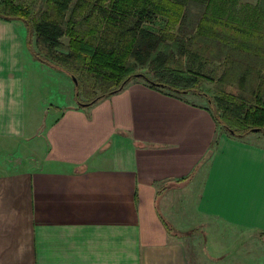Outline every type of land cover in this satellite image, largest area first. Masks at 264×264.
<instances>
[{"label": "crops", "instance_id": "crops-1", "mask_svg": "<svg viewBox=\"0 0 264 264\" xmlns=\"http://www.w3.org/2000/svg\"><path fill=\"white\" fill-rule=\"evenodd\" d=\"M26 33L0 18V264H196L204 219L264 239V142L136 79L79 105Z\"/></svg>", "mask_w": 264, "mask_h": 264}, {"label": "trees", "instance_id": "trees-1", "mask_svg": "<svg viewBox=\"0 0 264 264\" xmlns=\"http://www.w3.org/2000/svg\"><path fill=\"white\" fill-rule=\"evenodd\" d=\"M46 2L33 20L27 7L0 0V18L25 23L27 49L37 61L75 79L79 105L117 93L137 78L178 96L202 95L201 81L216 79L217 92L208 96L204 108L220 130L235 139L251 133L264 136V15L257 5H239L238 0H113L109 13L100 7L107 16L101 29L88 24L81 30L72 0ZM133 4L137 8L132 12ZM157 13L167 17L170 27L177 26L171 42L140 24ZM63 35L68 37L65 50L60 49ZM130 59L149 61L151 76L135 71ZM208 59L220 63L217 77L203 73ZM225 81L240 92H227Z\"/></svg>", "mask_w": 264, "mask_h": 264}, {"label": "rangeland", "instance_id": "rangeland-1", "mask_svg": "<svg viewBox=\"0 0 264 264\" xmlns=\"http://www.w3.org/2000/svg\"><path fill=\"white\" fill-rule=\"evenodd\" d=\"M14 1L27 7L33 20L38 18L47 7L46 0ZM112 3L113 0H72L71 5L76 7L75 17L79 21L80 29H86L88 24L90 27L95 24L98 29H101L100 26L101 24L102 26L104 25L107 16L100 13V7L108 10L109 13L112 9ZM238 3L239 5H257L264 15V0H238ZM136 8L137 6L133 4V6L130 7V11L133 12ZM199 9V7L191 6V10L194 13L199 12ZM68 14L69 12L66 13V17ZM85 16H87L89 20L86 21L82 19ZM140 24L157 35H166L165 41L168 42H171V36L177 33V26L172 27L171 25L170 27L167 17L158 13L151 21L145 18ZM60 41L62 44L60 49L65 50L68 37L63 35ZM165 41L162 43V48H164ZM182 60H184V57ZM130 62L135 64V71L151 76L152 65L149 61L142 64L134 59H130ZM220 71L221 65L217 60L208 59L204 63L203 73L207 76L217 77ZM40 76L44 81H51L47 76ZM136 80L143 81L140 78ZM215 80L204 78L201 81L200 89L204 93L202 95H197L193 92L182 95L188 101L206 106L208 105V96H213L217 92V83ZM223 88L227 92H240L239 88L231 84L230 81H225ZM47 89L52 91L53 86ZM249 135L251 139L264 142V136L261 133H251ZM182 214L184 217L183 219L193 222L189 211ZM196 223L200 225L195 224L194 228H187L182 234L187 243L189 256L196 264H264V239L260 238L257 233L234 231L226 228V226L215 219H204L202 222L198 220Z\"/></svg>", "mask_w": 264, "mask_h": 264}, {"label": "water", "instance_id": "water-1", "mask_svg": "<svg viewBox=\"0 0 264 264\" xmlns=\"http://www.w3.org/2000/svg\"><path fill=\"white\" fill-rule=\"evenodd\" d=\"M72 80H73V81H75V79H74V78H73Z\"/></svg>", "mask_w": 264, "mask_h": 264}]
</instances>
